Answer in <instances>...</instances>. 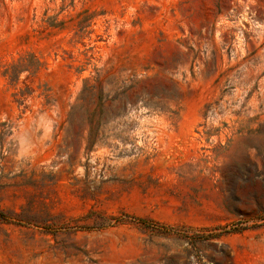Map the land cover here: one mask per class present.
Segmentation results:
<instances>
[{
    "label": "rangeland",
    "instance_id": "obj_1",
    "mask_svg": "<svg viewBox=\"0 0 264 264\" xmlns=\"http://www.w3.org/2000/svg\"><path fill=\"white\" fill-rule=\"evenodd\" d=\"M0 264H264V0H0Z\"/></svg>",
    "mask_w": 264,
    "mask_h": 264
}]
</instances>
